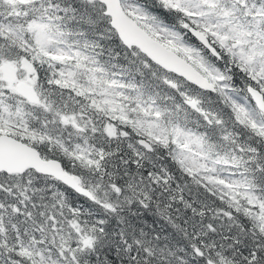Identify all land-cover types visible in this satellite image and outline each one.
I'll list each match as a JSON object with an SVG mask.
<instances>
[{
	"label": "snow or ice",
	"instance_id": "6c2138e0",
	"mask_svg": "<svg viewBox=\"0 0 264 264\" xmlns=\"http://www.w3.org/2000/svg\"><path fill=\"white\" fill-rule=\"evenodd\" d=\"M0 264H264V0H0Z\"/></svg>",
	"mask_w": 264,
	"mask_h": 264
}]
</instances>
